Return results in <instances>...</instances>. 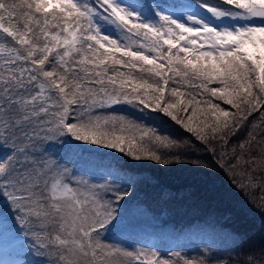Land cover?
<instances>
[{
  "label": "snow or ice",
  "instance_id": "snow-or-ice-1",
  "mask_svg": "<svg viewBox=\"0 0 264 264\" xmlns=\"http://www.w3.org/2000/svg\"><path fill=\"white\" fill-rule=\"evenodd\" d=\"M144 162L218 168L264 213V0H0V238L34 257L0 264H180L110 239L139 227ZM198 257L264 264V242Z\"/></svg>",
  "mask_w": 264,
  "mask_h": 264
},
{
  "label": "trees",
  "instance_id": "trees-1",
  "mask_svg": "<svg viewBox=\"0 0 264 264\" xmlns=\"http://www.w3.org/2000/svg\"><path fill=\"white\" fill-rule=\"evenodd\" d=\"M145 116L148 125H155L163 132L179 137L189 135L161 113L146 111ZM197 116L200 114L193 116V124L198 122ZM236 143L234 139L229 145V153ZM201 158L208 160L209 156L201 154ZM119 163L125 164V160L121 159ZM89 170L99 171L94 165ZM135 170L145 181L139 186L135 198L146 208L136 210L139 227L110 239L129 245L138 240L145 246L158 248L161 253L168 250L182 252L184 257H171L173 262L179 259L180 264L186 258L198 259V253L205 245L217 255H225L234 247L236 235L245 237V246L264 242V213L232 186L224 171L217 168L208 177L192 171L189 166L164 168L150 162L136 165ZM0 255L10 261L34 259L20 248L18 240L10 236L0 240Z\"/></svg>",
  "mask_w": 264,
  "mask_h": 264
},
{
  "label": "rangeland",
  "instance_id": "rangeland-1",
  "mask_svg": "<svg viewBox=\"0 0 264 264\" xmlns=\"http://www.w3.org/2000/svg\"><path fill=\"white\" fill-rule=\"evenodd\" d=\"M247 50H248L250 53L255 54V53L258 52L259 49H258V48H253L252 46H250L249 49H248V47H247ZM2 258L5 259V260H9V259L4 258V257H2Z\"/></svg>",
  "mask_w": 264,
  "mask_h": 264
}]
</instances>
